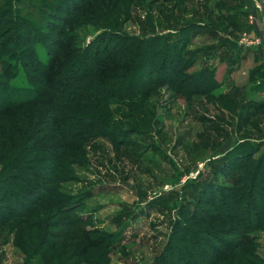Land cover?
<instances>
[{"label":"rangeland","instance_id":"obj_1","mask_svg":"<svg viewBox=\"0 0 264 264\" xmlns=\"http://www.w3.org/2000/svg\"><path fill=\"white\" fill-rule=\"evenodd\" d=\"M56 3L0 0V86L41 90L34 79L43 64L62 62L46 57L41 39L40 63L20 57L35 35L30 45L17 44L25 23L47 35V15L67 17ZM70 19L68 51L94 49L101 39L109 49L147 41L157 69L167 63L175 72L168 83L158 72L141 78L130 96L104 94L95 113L109 128L84 124L64 141L60 125L39 127L24 143L33 150L23 163L49 166L42 152L63 140L54 188L0 154V189L15 193L21 207L36 198L32 187L54 197L22 218L0 213V264H264V0H87ZM2 94L0 104L10 99ZM76 94L77 103L91 95ZM49 103L13 111L30 123L31 108ZM72 105L61 109L64 117L82 114ZM6 126L0 123V139ZM250 159L238 188V169ZM189 215L191 230L178 225ZM179 227L193 233L186 245L176 239Z\"/></svg>","mask_w":264,"mask_h":264},{"label":"trees","instance_id":"obj_2","mask_svg":"<svg viewBox=\"0 0 264 264\" xmlns=\"http://www.w3.org/2000/svg\"><path fill=\"white\" fill-rule=\"evenodd\" d=\"M55 1L57 2L56 6L54 5V8H56L55 12L63 13L67 15V17L63 16L64 18H61L50 14L47 15V19H43V22L45 23L49 32L47 35L39 33L37 29H33L29 23H25L26 32L22 31L17 35L19 39L17 44L28 46L31 44V42H33L28 36L35 35L37 42H34L32 49L29 51L23 50L20 57L40 63V59L38 57V40L41 39L42 41L48 43V47H46L44 51L46 57L49 60L55 58L60 59L62 62L57 65L55 64L54 66L43 64L47 70L39 71V78L34 79L35 82H37L36 84L42 86L40 87L41 90L32 91V88H27L18 93L16 91H10L9 87L0 86V93H3V97L10 96V99L0 104V123L3 122L6 124L8 130L11 129L8 131V134L3 135L0 139L3 140L0 147L2 152L0 154L2 157H6L8 164L12 163V166H16L21 170H30L31 173L29 174H33L41 180H45V182L42 184L45 188L49 189L54 188V185L57 182L56 173L59 169L57 162H60L61 156L66 152L62 141H69V139L71 140L72 136L70 133L75 130H80L84 124L87 127L91 126L95 127L96 129H102L106 127L109 128L104 120H102L101 117L95 113L97 110H99L101 103L104 101V94L116 97L121 95L119 93H122L123 95L130 96L131 92L138 88V83L143 82L139 81L141 78L142 80H149L151 76L154 77L155 73L158 72L161 77V82L163 81L168 83L170 82L171 78L168 77V74H171V72L173 74L175 72V70L166 62V65H162V67L157 69V59H155L156 54L152 55V52L150 51L151 42L147 41H138L135 43L129 41L121 42V44H117L109 49V45L102 44L101 42H104V40L101 39L99 40L98 44L95 45L94 49L88 48L76 54H74V52L68 51L65 49L64 45L66 42V34L64 35L65 29L70 23V18L77 14L79 7L82 6L87 0H74L73 2L71 0ZM70 1L71 4L69 5ZM48 17H51L57 22L54 23V20L50 21V18ZM37 19H40L38 22H42L41 16L39 18L37 17ZM93 24L95 23L93 22ZM140 47L143 48L141 49V52L138 49ZM174 49L172 52H174ZM129 53L134 57L128 58L127 54ZM165 54H167V49L164 50V56ZM60 55H70L72 57L70 59L66 58L63 60V57H60ZM41 80H43V84L40 82ZM78 90L86 91L91 95L85 98L86 101L77 103L75 98L79 97V95L76 94ZM43 99H48L51 104L49 103L43 107V110L40 112H36L33 108H31L30 123L25 122L23 119L24 116L21 113L22 111L20 113L13 111L18 107L21 108L32 103L36 104V102ZM73 102L80 106V112H82V114L77 115L75 119H69V116L64 117L60 112L61 109L74 106L72 105ZM21 110L23 109L21 108ZM3 112L9 113L3 117ZM43 113L44 116L42 115ZM50 123L53 125L55 123L60 125V132L62 135L69 134L68 136L64 137L62 141H55V144L52 143L49 149L46 148L42 152L43 157L41 162H43V164L50 163V165L32 166L24 164L23 157L33 150L27 145H24V143L31 140V136L36 130H38L39 127L51 126ZM8 125H10V129ZM21 132H23L24 135L22 138L18 137L17 141H15L17 134ZM14 143H18V145ZM7 150H9V152L6 153ZM250 162L251 159L248 162V166L238 169V173L240 175V183L237 184L238 188L243 187L245 184V179L251 165ZM32 190L33 194H37V196L34 199L28 198L29 205L27 207L20 206V204L15 200L18 198L15 193H7L6 189L1 190L4 192V196L0 197V213L4 216H18L22 218L28 215L29 212L37 206L40 200L54 199V197L50 195L51 193L46 195L44 194L45 191L40 188L38 189L36 187H32ZM58 202H56L57 205L62 204ZM260 202L261 201L259 199L258 206L261 204ZM219 205L223 207V210H227L230 207L228 203H224L222 201ZM258 208L259 207H257V209ZM196 221L200 220L196 219ZM193 222H195V217L191 218L190 216L188 219H183V221L179 222L178 225L181 224L182 227L185 226L188 227V230H191L194 225ZM183 230L184 229L181 227L177 229L176 239L179 243L186 245L190 241L189 238H192L191 234L193 233L188 230L187 232ZM174 250L180 255V250L178 251L175 248ZM181 255L185 254L181 253ZM217 255L215 254V257ZM183 259L184 258L180 256L178 260L183 261ZM238 260L241 261L243 258H239ZM242 264H249V262L245 258Z\"/></svg>","mask_w":264,"mask_h":264},{"label":"water","instance_id":"obj_3","mask_svg":"<svg viewBox=\"0 0 264 264\" xmlns=\"http://www.w3.org/2000/svg\"><path fill=\"white\" fill-rule=\"evenodd\" d=\"M258 3L261 5V3L258 1Z\"/></svg>","mask_w":264,"mask_h":264}]
</instances>
